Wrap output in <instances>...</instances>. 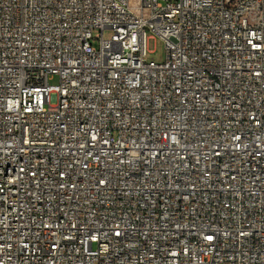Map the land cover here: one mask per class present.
Returning <instances> with one entry per match:
<instances>
[{
	"label": "built area",
	"instance_id": "1",
	"mask_svg": "<svg viewBox=\"0 0 264 264\" xmlns=\"http://www.w3.org/2000/svg\"><path fill=\"white\" fill-rule=\"evenodd\" d=\"M0 264H264V0H0Z\"/></svg>",
	"mask_w": 264,
	"mask_h": 264
},
{
	"label": "rangeland",
	"instance_id": "2",
	"mask_svg": "<svg viewBox=\"0 0 264 264\" xmlns=\"http://www.w3.org/2000/svg\"><path fill=\"white\" fill-rule=\"evenodd\" d=\"M111 35L112 31L110 29L104 31V36L106 38H110ZM148 48L151 51L148 55L149 61L161 62L165 59V45L158 38H150L148 40ZM50 82L53 84L58 83V77H53Z\"/></svg>",
	"mask_w": 264,
	"mask_h": 264
}]
</instances>
